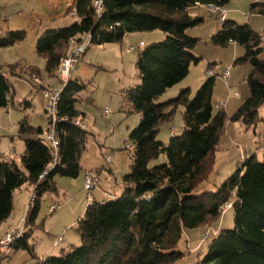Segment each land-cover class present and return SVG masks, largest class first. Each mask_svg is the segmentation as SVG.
I'll return each mask as SVG.
<instances>
[{"label":"trees","instance_id":"16d2710c","mask_svg":"<svg viewBox=\"0 0 264 264\" xmlns=\"http://www.w3.org/2000/svg\"><path fill=\"white\" fill-rule=\"evenodd\" d=\"M93 2L74 0L68 14L75 12L77 21L48 29L38 39L36 53L45 59L49 77H58L72 40L81 43L90 36L88 51L93 45L121 44L128 35L140 32L161 31L166 39L139 50L136 69L141 84L122 91L125 107L130 113L141 115V120L129 135L132 162L121 194H108L102 201L88 203L77 221L80 247L73 246L70 251L63 250L60 256L38 260L37 264H176L187 256L180 245L186 239V231L215 223L229 204L234 210V228L219 231L192 264H264V154L262 161L256 154L246 158L216 192L197 193L213 173L215 153L227 120L224 108L215 109L216 75L209 77L192 98L190 88H184L177 97L159 102L201 60L195 54L200 40L187 32L204 24L205 19L192 16L189 10L201 6L224 9L228 0H104L100 16L96 15ZM252 11L264 15V3L252 4ZM221 21L212 43L221 48L242 46L244 56L235 65L248 63L252 67L246 79L250 96L230 119L253 126L261 121L259 111L264 106V36L248 24L240 25L227 17ZM26 38V30H9L0 36V49ZM36 72L42 74L38 68ZM87 86L72 78L61 92L56 160L44 140L46 129L33 126L28 116L18 125V137L25 144L20 164L0 156V227L13 214L15 192L25 184L34 187L23 233L8 253L0 254L2 258L11 256L13 251H26L31 259H39L30 240L41 198L46 192L57 191L56 177L77 179L83 170L81 159L89 132L76 122L85 117L77 104ZM14 93V86L0 65V110L17 107ZM23 105L32 106L29 101ZM180 107L184 108V125L180 131H171L169 142L164 143L158 139L159 133L173 121Z\"/></svg>","mask_w":264,"mask_h":264},{"label":"rangeland","instance_id":"374dc122","mask_svg":"<svg viewBox=\"0 0 264 264\" xmlns=\"http://www.w3.org/2000/svg\"><path fill=\"white\" fill-rule=\"evenodd\" d=\"M56 0H0V6L6 7L0 15V36L10 31L26 30L25 41L0 49V65L4 67L7 76L15 89L17 107L0 110V156L14 159L20 164L25 144L18 137L19 122L28 116L35 127H48L49 119L45 112L46 100L44 91L60 90L61 84L56 78L45 73L46 61L36 53V45L41 35L48 29H58L52 7ZM264 3V0H228L224 7L228 20L240 25L248 24L258 34L264 36V15L252 11V4ZM63 10L65 6L63 5ZM192 16L204 17L201 26L188 30V35L199 39L195 54L201 58L197 65H192L189 75L184 81L169 89L160 99L164 102L179 95L181 89L190 88L191 98L196 95L202 85L209 79L208 72L215 73L214 102L223 103L227 114L225 130L215 153V165L208 183L197 193L203 191L216 192L217 189L238 169L243 161L256 154L259 161L264 154V106L259 111V119L253 126H245L241 122L231 121L232 115L250 96L247 77L251 73L250 64L235 65L237 59L244 56L245 49L232 44L227 48L215 46L211 38L222 24L220 14L213 13L207 7H194L189 10ZM63 23L71 25L77 21L71 14L65 15ZM65 27V26H60ZM38 29V32L36 31ZM37 32V33H36ZM166 39L161 31L140 32L133 34L121 44L93 45L80 61L72 77L88 84L80 97L77 108L85 113L84 125L89 132V141L82 156L84 169L77 179L56 177V192H46L41 198V210L35 224V231L30 243L35 245L39 259H31L26 251H13L7 258L0 256V264H37L38 260L47 257H58L62 251H70L72 247H80L81 239L76 231L77 221L83 217L88 206V194L85 190L86 172H92L99 180V188L92 195L98 200L107 193L121 194L124 177L130 172L132 150L129 135L139 124L141 115L130 113L124 105L122 91L141 84L136 62L140 42L146 46L162 42ZM131 47L134 50H131ZM264 60V52L261 55ZM11 65L14 67L10 68ZM42 71L37 74L36 68ZM230 70L231 79L227 82L222 74ZM24 101H29L32 107L26 108ZM21 103V104H19ZM109 109L111 115L105 119L102 111ZM184 108L180 107L169 124L161 129L158 139L168 143L171 131L181 130ZM112 159L111 164L106 158ZM163 160V159H162ZM161 160V161H162ZM32 187L25 184L15 192L12 229L10 223L0 229V237L7 232L24 230V220L28 211L29 201L33 194ZM100 190H103V194ZM58 207L53 214L51 206ZM234 210L224 211L215 223L214 221L202 228L187 230L181 242L185 250V259L176 264H192L197 255L204 253L208 244L216 234L224 229L234 228ZM62 242L55 246V241Z\"/></svg>","mask_w":264,"mask_h":264},{"label":"built area","instance_id":"2783aa9c","mask_svg":"<svg viewBox=\"0 0 264 264\" xmlns=\"http://www.w3.org/2000/svg\"><path fill=\"white\" fill-rule=\"evenodd\" d=\"M94 10L97 16H100L103 11H104V0H94ZM72 7V5L70 6ZM210 11L213 13H219L221 20L226 19L227 15L224 9L218 8V7H208ZM72 16L75 15V12L71 13ZM90 44V36H86L84 40L81 43L76 42L75 40H72L70 42V52L67 55L66 58H64L61 61L59 71H58V77L57 79L59 80L61 84V89L60 90H53V89H47L44 91V98L46 100V108L45 112L48 116L49 119V124L47 129L45 130L44 134V140L48 144L52 157L56 160L58 157V150L60 147L59 140L57 138V133H56V122H57V115H58V102L60 99V95L64 87L67 85L70 79H72L73 73L77 70L78 65L81 61V59L84 57L87 48ZM145 45L143 43L140 44L138 47L139 50L143 49ZM131 50L133 51L134 48L131 47ZM209 77L215 76V73L213 71L208 72ZM223 79L227 82V84L230 81V70H226L222 74ZM221 108H224L223 103H217L215 105V109L219 110ZM102 115L105 119H108L109 116L111 115V112L109 109H105L102 111ZM77 125H79L82 129L87 130L86 126L83 124V122L78 119L77 120ZM173 133L176 132V129L172 131ZM129 147V145H128ZM107 164H111L112 159L107 157L106 158ZM46 175V172L41 176V179L44 178ZM99 188V180L94 175L92 172H86L85 175V190L88 194V203L91 204L94 200L92 195L94 194V191ZM101 191V190H100ZM33 201V194L31 196V199L29 201V206ZM28 206V208H29ZM232 204H229L224 207V211L226 212ZM58 207L56 206H51L50 207V213L53 214L55 211H57ZM25 221V220H24ZM22 231H10L5 234L3 238L0 240V254H6L10 251V248L12 247V244H14L22 235ZM62 242L61 239L56 241V245L60 244Z\"/></svg>","mask_w":264,"mask_h":264},{"label":"crops","instance_id":"0c3cea01","mask_svg":"<svg viewBox=\"0 0 264 264\" xmlns=\"http://www.w3.org/2000/svg\"><path fill=\"white\" fill-rule=\"evenodd\" d=\"M73 3H74V0H56V2H55V5H53V7H52V10H53V12L52 13H55L56 14V16L54 17V19H51V17H50V20L49 21H53V23H58V25L57 26H59V27H55V28H60V26H69V25H67L68 23H63L62 21L64 20V16L65 15H68V11H69V9H70V6L71 5H73ZM63 5L65 6V10H63L62 8H63ZM4 10V7H2V6H0V13H1V11H3ZM5 12H7L6 11V7H5V10H4ZM0 18H1V15H0ZM228 18V17H227ZM221 28V25L219 26V29ZM218 29V30H219ZM37 32H38V29L36 30ZM36 32V33H37ZM27 35H28V33H27ZM129 37H133V34H130V35H128L126 38H125V40L126 39H128ZM124 40V41H125ZM123 41V42H124ZM141 43H143L145 46H146V44L144 43V42H140V44ZM236 45V44H235ZM85 55H86V53H85ZM84 55V56H85ZM82 60V59H81ZM29 66H31V65H29ZM31 67H34V66H31ZM73 79H76L75 77H72ZM54 79H56V78H54ZM230 79H231V77H230ZM230 82V81H229ZM15 90V89H14ZM14 102H15V93H14ZM32 107V106H31ZM12 108V107H11ZM11 108H9V109H7L8 111H10L11 110ZM84 120H85V117L83 118V124H84ZM47 129V128H46ZM107 163V162H106ZM112 163V162H111ZM81 165H82V168L84 169V167H83V164H82V160H81ZM30 185V184H29ZM31 186V185H30ZM33 189H32V191H34V187L33 186H31ZM121 188H122V186H121ZM120 188V189H121ZM101 193H103V190H101ZM103 194H106V193H103ZM108 194H111V195H117V193L115 192V190H113V192H111V193H107L105 196L107 197L108 196ZM15 195V194H14ZM110 195V196H111ZM105 199V197H103V198H101V199H98L99 201H102V200H104ZM13 214H14V210H13ZM13 214L11 215V217L9 218V220H7L1 227H0V229H2L3 228V226L5 225L6 227H5V229L7 228V225L9 224V222H11V220H13L12 218H13ZM11 225H10V227H9V230L10 229H12V227H14V225H13V221L10 223ZM59 245V244H58ZM55 246H57L56 245V241H55ZM12 252V251H11ZM1 256V255H0Z\"/></svg>","mask_w":264,"mask_h":264}]
</instances>
